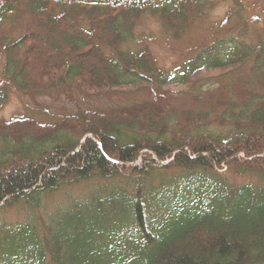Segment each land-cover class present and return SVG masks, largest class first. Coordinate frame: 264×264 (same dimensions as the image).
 I'll return each instance as SVG.
<instances>
[{"label":"trees","instance_id":"obj_1","mask_svg":"<svg viewBox=\"0 0 264 264\" xmlns=\"http://www.w3.org/2000/svg\"><path fill=\"white\" fill-rule=\"evenodd\" d=\"M228 1L238 8L229 27L243 0H0V107L11 87L187 89L48 125L1 121L0 213L26 216L0 221V264H264V37L235 30L172 71L135 44L147 14L179 39ZM219 71L231 84L206 82ZM224 169L258 184L234 185ZM88 184L63 206L53 200Z\"/></svg>","mask_w":264,"mask_h":264},{"label":"rangeland","instance_id":"obj_2","mask_svg":"<svg viewBox=\"0 0 264 264\" xmlns=\"http://www.w3.org/2000/svg\"><path fill=\"white\" fill-rule=\"evenodd\" d=\"M244 6L242 8V18L231 23L232 26H222L227 12L230 8H236L232 1L225 2L199 20L188 34L182 38L175 39L167 35L161 26L160 20L149 14L145 15L136 26V45L142 47L147 46L153 51L156 61L159 66L165 70L172 71L178 68L181 64L195 57L201 50L206 49L208 45L214 43L216 40L226 37L230 32L235 30L242 32L244 28L248 29V36L244 37L249 43H256L261 36L264 37L263 18L264 11L262 10V2L260 0H243ZM248 24L247 26H245ZM4 61L0 63V80H2V72L4 71ZM231 75L225 71L209 72L204 74L206 82L231 84ZM8 98L4 105L0 107V122H10L14 118H32L42 124L57 121L59 118L69 115L78 110H87L93 108L99 109H117L118 107H125L130 104H140L142 102L150 103L156 98L163 99L167 94L170 97L184 96L187 92L186 88L178 86L167 87L162 92H151L150 89H130L116 93H104L88 95L77 91H58L46 94H28L20 93L13 87L9 89ZM191 96V95H186ZM184 105L198 104L197 101H203L202 97L193 98ZM166 163V162H165ZM165 163H162L164 165ZM141 164V162H137ZM221 177L228 176L230 182L234 185H247L249 182L258 184L257 179L248 176L232 175L226 169L220 171ZM218 177V176H216ZM92 184L75 187L74 189H63L62 192L54 196L56 205H65L70 199L76 196L85 194L90 189ZM52 204L49 212L56 210ZM19 211H5L0 213L1 222H9L16 224L22 222L24 219L23 212ZM46 220V216L43 214Z\"/></svg>","mask_w":264,"mask_h":264}]
</instances>
